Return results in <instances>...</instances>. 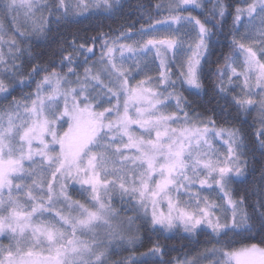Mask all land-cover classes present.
Returning <instances> with one entry per match:
<instances>
[{
  "label": "snow or ice",
  "instance_id": "snow-or-ice-1",
  "mask_svg": "<svg viewBox=\"0 0 264 264\" xmlns=\"http://www.w3.org/2000/svg\"><path fill=\"white\" fill-rule=\"evenodd\" d=\"M123 7L0 0V264H264V0Z\"/></svg>",
  "mask_w": 264,
  "mask_h": 264
},
{
  "label": "trees",
  "instance_id": "trees-1",
  "mask_svg": "<svg viewBox=\"0 0 264 264\" xmlns=\"http://www.w3.org/2000/svg\"><path fill=\"white\" fill-rule=\"evenodd\" d=\"M140 2V0H123V4H124V7L121 9V12L122 13H128V12H132L134 15L133 16H127V17H116L115 19L113 20H109V19H105L103 21V24H104V30H107L108 29V26L110 25L112 28H116L117 25L119 23L122 22V19L123 18H126L128 20H132L135 18V13H136V8H135V5ZM142 2L146 5V6H149L150 4H154L157 2V0H142ZM231 3H232V6L233 8L238 4L240 3V0H231ZM210 6V5H208ZM242 6V5H241ZM193 15H200V13L198 11H193L192 13ZM156 19H161L162 17L160 15H157L155 17ZM202 18V17H201ZM230 20V18H229ZM96 23H99L98 20H85L83 21L82 24H79V25H73L71 26L70 28L66 29L65 32L67 34V38L70 39L71 38V34L72 33H78V39H82L85 35L87 36H92V35H95L97 31H99L98 28H94L93 25H95ZM139 25H137L138 27ZM85 29H87V31H85ZM88 43H91L90 41ZM39 45L37 46L36 50H39ZM219 50V48H217V51ZM225 51H227V48H225ZM97 53H98V49H97ZM214 56H215V53H214ZM58 59V57H57ZM222 63V60L220 61ZM30 67V65H29ZM213 67H215V65H213ZM66 70V69H64ZM78 71H83V66H81V68L78 69ZM206 83V86H207V91L202 95V103L205 105V106H210L212 103H214V101H210V97L212 96V91H211V86H210V82L209 81H205ZM25 91H28V89H24ZM19 91V90H18ZM17 94V93H14V95ZM249 123H251V120H252V117L249 116ZM254 127H258V125H254ZM245 128L247 129V125H245ZM252 140V137L249 136V142H251ZM256 157L257 159L253 162V165L256 169L255 172L251 173L249 179H253L254 177H257L259 175V171H260V167H261V161L259 159V152L256 153ZM236 187L238 189H242L243 188V185H236ZM239 194V193H238ZM75 198H80L79 196H76ZM128 215H131L132 213H127ZM143 232V235L145 237L144 239V243H143V246L142 247H139L136 249L137 252H142V251H145L147 249V247L150 246V242L148 241L147 239V236H148V233L146 230H142ZM159 239L160 240V243L161 244H165L167 245L169 248L172 247V245H175L176 246V249H178L179 251H187L188 249L185 248V249H181L180 248V245L182 243L184 244H188L189 242L188 241H182L180 239H164L163 236H157V235H153L152 236V239L155 240V239ZM204 237L201 236L200 237V240L203 241ZM6 242V241H5ZM251 242H258L257 241H251ZM202 247H205V245H203V243L199 244V245H196L195 247H192L191 250H190V254L192 252H195L197 251L199 248H202ZM128 253L127 252H122L120 253V255L124 256V255H127ZM178 253L177 251H167L166 255L164 256V260H169L171 259L172 257L176 256ZM113 259H116L117 257L116 256H113L112 257Z\"/></svg>",
  "mask_w": 264,
  "mask_h": 264
}]
</instances>
